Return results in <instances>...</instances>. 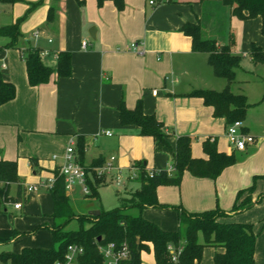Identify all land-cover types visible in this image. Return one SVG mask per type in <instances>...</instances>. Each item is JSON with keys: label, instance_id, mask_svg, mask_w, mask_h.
Here are the masks:
<instances>
[{"label": "crops", "instance_id": "obj_1", "mask_svg": "<svg viewBox=\"0 0 264 264\" xmlns=\"http://www.w3.org/2000/svg\"><path fill=\"white\" fill-rule=\"evenodd\" d=\"M37 1H0V26L14 23L29 3ZM51 5L55 12L49 20ZM185 22H198L202 34L217 45L227 44L230 35L235 38L233 52L242 59L229 88L246 96L249 106L241 122L254 137V143L244 151L229 144L224 118L213 116L212 107L202 98L189 95L194 89L221 90L227 82L214 75L206 52L192 50L191 37L180 30ZM91 27L96 29L95 39L88 33ZM34 30L38 31L37 36L33 34L35 39ZM20 31L18 48L4 47L7 38L0 37V75L15 87V96L0 105V160L16 162L19 181L9 184L8 195L20 197L5 202L0 210V253L52 246V241L50 245L39 243L35 234L42 229L36 228L39 224L50 223L52 200L51 212L39 208V215L28 218V212L35 209L32 202L39 203L43 197L28 187L41 184L44 191L48 189L45 184L63 163L69 144L81 166L98 161L96 168L102 169L110 157L111 172L102 176L105 184L116 176L118 180L124 178L120 180L121 190L116 191L120 195L124 189L122 197L140 187L134 178H128L136 174L134 165L139 162L148 172H173L170 154L155 151L153 139L140 135L137 126L119 123L117 107L121 100L129 109L140 100L144 113L154 114L165 125L172 147L177 137L186 135L191 139V155L205 157L202 142L210 138L215 139L219 151L236 156V162L215 179L185 171L179 185L158 186L159 203L180 205L189 212L218 206L228 213L226 222L247 221L251 208L236 213L230 210L237 191L251 185L255 176L264 175V63L254 62L250 54L251 44L264 49L259 18L238 19L219 0H125L121 10L111 0L101 4L84 0L82 5L77 0H42L22 20ZM133 42L137 50L131 49ZM28 46L41 51L43 62L51 67L58 52H69L71 73H53L47 82L31 86L21 53ZM255 184L264 187V177H258ZM66 194L70 202L68 190ZM259 194L253 193L252 200ZM17 202L19 208L14 207ZM99 209L94 206L89 211ZM141 214L163 230L174 231L178 226L177 214L170 208L146 206ZM149 246L150 251L141 252L140 264H155ZM216 251L220 248L210 247L203 264H212Z\"/></svg>", "mask_w": 264, "mask_h": 264}, {"label": "trees", "instance_id": "obj_2", "mask_svg": "<svg viewBox=\"0 0 264 264\" xmlns=\"http://www.w3.org/2000/svg\"><path fill=\"white\" fill-rule=\"evenodd\" d=\"M3 2H25V0H0ZM57 1V0H55ZM105 0H97L101 4ZM118 10L124 7L125 0H111ZM223 5L229 6L231 15L238 19L259 18L261 21V33L264 35V0H219ZM42 0L29 3L26 12L12 24L0 27V36L7 38L4 47H17L20 38V23L28 12L38 6ZM79 5L84 0H77ZM54 6L49 7L47 19L54 16ZM180 30L191 37L192 50L206 52L207 62L217 77L224 78L226 86L221 90L194 89L189 95L200 97L205 105L212 107L215 117L224 118L228 124L235 120L242 121L249 106L243 93H233L229 84L235 80V71L240 67L241 55L233 52L235 38L230 35L229 42L217 45L214 39L206 38L202 34L198 22H185ZM28 83L36 86L49 80L51 74L67 76L71 73L70 53L60 51L56 56L53 67L46 65L42 60L41 51L31 46L21 50ZM250 54L254 62L264 63V49L251 44ZM15 96V87L11 82L5 81L0 75V105L11 100ZM118 119L121 125H135L139 134L153 139L154 150L168 153L172 158L173 172L166 169L153 170L150 176L143 162L134 165L136 176L134 181L140 187L129 193L128 197H122L116 193L119 204L114 208L99 209V214L92 216L75 214L72 210L69 198L66 194L64 178L58 174V169L53 170L54 183L49 188L52 198V212L49 215V224H39L36 228H45L49 231L52 246L24 247L19 252L6 251L0 253V263L8 264H53L55 260H62L69 244L82 246L83 255L81 264H102V257L98 252V244L110 241L116 243L126 242L128 247V260L126 264H140L141 252H152L155 264H198L202 258L203 249L207 246L220 248L213 255L212 264H255L254 252L256 238L260 232H255L252 223L226 222L229 216L220 207L215 206L200 212H189L180 205L159 203L156 189L162 185H179L183 172L200 178L215 179L221 171L236 162L234 153L219 151L215 139L207 138L202 142V150L205 157H193L191 155V139L183 135L176 139L174 147L169 142V134L165 125L154 114H146L142 103L137 100L135 107L129 109L123 100L118 107ZM35 164V161L32 160ZM98 161L90 166H82L85 171V185L88 189L87 197L98 199V187L105 184L102 174L96 173ZM89 174V176H88ZM91 175V177H90ZM248 187L237 191L231 212H241L250 209L262 198L259 194L255 201L252 194L255 192V181ZM17 166L14 161L0 160V210L8 201L18 200L9 197V184L18 182ZM20 188V187H19ZM146 206L162 209H173L177 214L178 226L174 231L163 230L156 223L144 218L141 211ZM128 210V211H127ZM130 210H135L134 214ZM75 218L78 229L65 230V224ZM62 221V222H59ZM264 226V218L261 220ZM88 223L87 226H84ZM172 246L179 251L176 261L171 260L168 249Z\"/></svg>", "mask_w": 264, "mask_h": 264}, {"label": "rangeland", "instance_id": "obj_3", "mask_svg": "<svg viewBox=\"0 0 264 264\" xmlns=\"http://www.w3.org/2000/svg\"><path fill=\"white\" fill-rule=\"evenodd\" d=\"M8 25V24H6ZM224 22L221 23V26L223 27ZM4 26V25H2ZM0 26V27H2ZM223 29V28H222ZM34 32L32 33V38H34ZM221 35V34H220ZM1 37V36H0ZM35 39V38H34ZM1 41V38H0ZM73 147V146H72ZM112 159L109 157L107 162H112ZM110 171V170H109ZM108 172V174L111 172ZM97 173V172H96ZM53 174V173H52ZM124 179L121 177L120 180ZM120 180H108L107 184L101 185L98 187V199L87 197L84 186L80 184L77 180L72 183L71 187L68 189V194L70 197V204L72 207V210L75 214H86L89 211L90 207H99L104 210H108L111 208H114L119 204L117 200L116 191L121 190L122 185L120 183ZM105 183V182H104ZM136 185L137 183L134 182ZM28 184L25 183L23 185L24 191L27 190ZM36 188L34 189L33 194L36 193H42L43 197L38 202H32V208H35L33 210H30L28 212V218H35L37 215H39L40 212H38L36 209H42L44 213L51 212V195L49 193V188L45 189L42 187V185H34ZM11 191H14V188L11 187ZM257 193H261L263 196L262 199L254 206L251 207V209L247 212V223H252L255 232H260L255 244V254H256V264H264V226L263 222L261 221L264 218V187H259V185H256V189L254 192V196H256ZM124 194V189L121 196ZM25 205V202L23 203ZM12 204L10 205V207ZM9 212H12L11 209L8 210ZM128 211V210H127ZM132 213L136 214L137 212L135 210H130ZM14 214H21V211H13ZM62 222V221H59ZM88 223H85L84 226H87ZM65 230H75L78 229V222L75 218H72L70 221H68L65 226ZM32 234V233H31ZM37 241L42 244H51L50 234L49 231L45 228H42L38 230L37 233ZM25 236H30L29 234H25ZM210 250V247H205L202 252V264L205 262V255ZM0 264H8V263H0Z\"/></svg>", "mask_w": 264, "mask_h": 264}, {"label": "built area", "instance_id": "obj_4", "mask_svg": "<svg viewBox=\"0 0 264 264\" xmlns=\"http://www.w3.org/2000/svg\"><path fill=\"white\" fill-rule=\"evenodd\" d=\"M149 3H153V0H149ZM38 31H35L34 35L37 36ZM82 47H85L86 42L83 41ZM131 49L137 50V44L131 43ZM43 55V53H41ZM153 94H156V90L152 91ZM104 134L111 135L110 131H104ZM226 136L229 144L239 151H244L248 144L254 143V137L245 131L244 126L240 120H235L232 123L228 124L226 127ZM55 156H53V159ZM111 170V164L109 162L105 163L102 169L96 168L98 174L107 172ZM149 175H152V171L148 172ZM58 174L62 175L64 178L65 189L68 190L72 183L77 180L80 184L84 186L85 193L88 192V189L85 185V171L81 165H79L75 159L74 149L71 144H69L63 155V163L58 167ZM135 173H132L128 178H134ZM119 176H116V181L119 179ZM54 183V177H50L47 180L45 186L47 188L52 187ZM36 186H29L28 190H34ZM20 203H15L14 207L19 208ZM98 252L102 257V264H126L128 260V247L126 242L116 243L113 241L98 244ZM171 260L176 261L177 254L179 251H175L172 246L168 247ZM84 249L82 246L76 244H69L67 246L66 252L62 260H55L53 264H81L80 257L83 255Z\"/></svg>", "mask_w": 264, "mask_h": 264}, {"label": "water", "instance_id": "obj_5", "mask_svg": "<svg viewBox=\"0 0 264 264\" xmlns=\"http://www.w3.org/2000/svg\"><path fill=\"white\" fill-rule=\"evenodd\" d=\"M95 31H96L95 27H91V28L89 29V31H88V33H89V35H90V37H91L92 39H95ZM99 212H100L99 210H93V211H88L87 214H88V215L95 216V215H98Z\"/></svg>", "mask_w": 264, "mask_h": 264}]
</instances>
